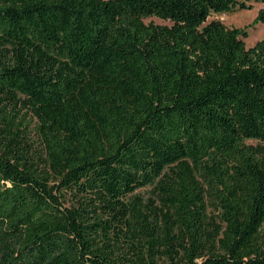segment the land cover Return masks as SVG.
<instances>
[{
  "label": "trees",
  "instance_id": "trees-1",
  "mask_svg": "<svg viewBox=\"0 0 264 264\" xmlns=\"http://www.w3.org/2000/svg\"><path fill=\"white\" fill-rule=\"evenodd\" d=\"M254 2L0 0V264H264Z\"/></svg>",
  "mask_w": 264,
  "mask_h": 264
},
{
  "label": "rangeland",
  "instance_id": "rangeland-1",
  "mask_svg": "<svg viewBox=\"0 0 264 264\" xmlns=\"http://www.w3.org/2000/svg\"><path fill=\"white\" fill-rule=\"evenodd\" d=\"M264 8V2L252 3L251 9H236L223 13H212L209 19H219L228 26L235 27H248V37L244 39L246 47L254 45L258 40L264 36V22L254 23V19L258 14V11ZM154 22L160 25H171L169 20H164L156 16H150L144 19L145 23ZM149 188L139 190V193L144 196H148Z\"/></svg>",
  "mask_w": 264,
  "mask_h": 264
}]
</instances>
